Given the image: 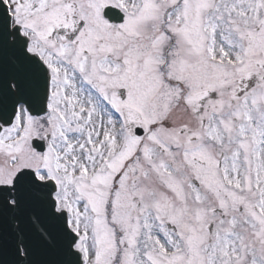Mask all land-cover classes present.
Returning <instances> with one entry per match:
<instances>
[{
  "label": "snow or ice",
  "instance_id": "obj_1",
  "mask_svg": "<svg viewBox=\"0 0 264 264\" xmlns=\"http://www.w3.org/2000/svg\"><path fill=\"white\" fill-rule=\"evenodd\" d=\"M0 264H264V0H0Z\"/></svg>",
  "mask_w": 264,
  "mask_h": 264
}]
</instances>
